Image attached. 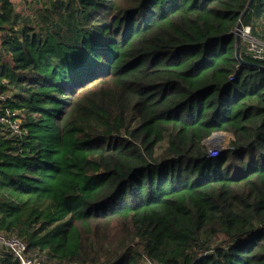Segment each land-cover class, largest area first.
I'll use <instances>...</instances> for the list:
<instances>
[{
	"label": "trees",
	"instance_id": "trees-1",
	"mask_svg": "<svg viewBox=\"0 0 264 264\" xmlns=\"http://www.w3.org/2000/svg\"><path fill=\"white\" fill-rule=\"evenodd\" d=\"M26 1L0 0L20 128L0 123V234L44 264H264V60L232 33L249 0Z\"/></svg>",
	"mask_w": 264,
	"mask_h": 264
},
{
	"label": "built area",
	"instance_id": "built-area-1",
	"mask_svg": "<svg viewBox=\"0 0 264 264\" xmlns=\"http://www.w3.org/2000/svg\"><path fill=\"white\" fill-rule=\"evenodd\" d=\"M234 36H238L240 43L243 45L245 53L252 59L263 61L264 60V41L255 37L251 32L249 25L240 24L239 28H235L232 32ZM6 95L0 94V100L4 103L6 101ZM8 98V97H7ZM0 123H8L9 129L15 133L20 132L19 120L15 118V113L11 111L8 106H4L0 112ZM221 152L218 149L209 151L210 157H216ZM27 247L18 238L7 237L0 234V252L10 255L14 260L18 261L19 264H44L41 258L27 257ZM146 264H156L147 261Z\"/></svg>",
	"mask_w": 264,
	"mask_h": 264
},
{
	"label": "rangeland",
	"instance_id": "rangeland-1",
	"mask_svg": "<svg viewBox=\"0 0 264 264\" xmlns=\"http://www.w3.org/2000/svg\"><path fill=\"white\" fill-rule=\"evenodd\" d=\"M11 1H13L15 12L18 14L25 13L26 11H28L29 7H32L33 6L32 4L34 3L33 1H26V0H11ZM250 11L251 12L249 13V18L251 19V21L254 22L257 19L259 20L256 23V26L258 28L257 33L261 34V36H264V24L261 22L263 13H259V15L257 16L258 10L256 9L255 6ZM216 136L218 137H215L213 140L204 143V146L208 149V151L211 150L214 151L216 149H218L219 151H225L227 149L229 150V148L231 147V143L233 141L232 135L226 133V134H217ZM229 172L231 176H234L236 174L234 169H230Z\"/></svg>",
	"mask_w": 264,
	"mask_h": 264
},
{
	"label": "water",
	"instance_id": "water-1",
	"mask_svg": "<svg viewBox=\"0 0 264 264\" xmlns=\"http://www.w3.org/2000/svg\"><path fill=\"white\" fill-rule=\"evenodd\" d=\"M253 1H254V0H249L248 5H247V8H246L245 11L242 13L241 18L239 19V23H238V25H237V28L240 27V24L242 23V21H243L245 15L248 13L249 9L251 8ZM235 39H236V46H235V48H234V54H235L236 58H237L239 61H241V58H240V39H239V37H238L237 35L235 36ZM241 62H243V61H241ZM217 134H226V133H225V132H223V133H214V134H212L209 138H207L206 140H204L203 144H204L205 142L210 141L211 138L216 137Z\"/></svg>",
	"mask_w": 264,
	"mask_h": 264
},
{
	"label": "crops",
	"instance_id": "crops-1",
	"mask_svg": "<svg viewBox=\"0 0 264 264\" xmlns=\"http://www.w3.org/2000/svg\"><path fill=\"white\" fill-rule=\"evenodd\" d=\"M257 35H258V36H261V34H258V33H257ZM261 37L264 38V36H261Z\"/></svg>",
	"mask_w": 264,
	"mask_h": 264
},
{
	"label": "bare ground",
	"instance_id": "bare-ground-1",
	"mask_svg": "<svg viewBox=\"0 0 264 264\" xmlns=\"http://www.w3.org/2000/svg\"><path fill=\"white\" fill-rule=\"evenodd\" d=\"M221 136V135H220ZM216 137H218V136H216ZM215 138V137H214ZM214 138H212L211 140H213Z\"/></svg>",
	"mask_w": 264,
	"mask_h": 264
}]
</instances>
